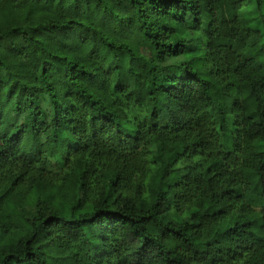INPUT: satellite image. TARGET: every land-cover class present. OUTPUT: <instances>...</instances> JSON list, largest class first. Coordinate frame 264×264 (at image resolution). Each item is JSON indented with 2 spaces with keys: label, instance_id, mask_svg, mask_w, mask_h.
<instances>
[{
  "label": "trees",
  "instance_id": "trees-1",
  "mask_svg": "<svg viewBox=\"0 0 264 264\" xmlns=\"http://www.w3.org/2000/svg\"><path fill=\"white\" fill-rule=\"evenodd\" d=\"M0 264H264V0H0Z\"/></svg>",
  "mask_w": 264,
  "mask_h": 264
}]
</instances>
